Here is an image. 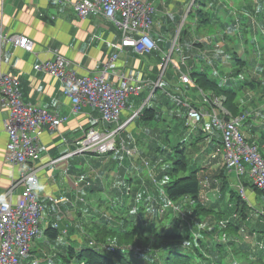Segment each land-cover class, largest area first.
Wrapping results in <instances>:
<instances>
[{
    "label": "crops",
    "instance_id": "1",
    "mask_svg": "<svg viewBox=\"0 0 264 264\" xmlns=\"http://www.w3.org/2000/svg\"><path fill=\"white\" fill-rule=\"evenodd\" d=\"M73 1L77 0L71 3L0 0L2 33L24 35L34 44L33 52L7 45L2 54L3 71L17 79L26 105L66 119L56 129L41 126L40 144L43 149L39 150L32 164L17 166L6 163L4 159L8 141L4 130L7 113L0 108V198L9 193L12 199H16L21 193L16 182L23 170L32 167L40 187L37 200L43 208L40 233L31 243L30 258L20 264H32L34 261L38 264H62L68 246L76 247L84 240L86 227L90 224L93 227L92 223L103 217L111 220L106 210L119 215L126 210V204L132 206L131 212L136 210L147 214L153 203L162 205L167 219L148 214L151 220L157 221V230L165 228L171 233L177 230L184 233L181 224L173 223L161 192L163 182L157 178L160 171L157 161L160 158L154 162L156 146L166 148L164 133L170 134L168 138L172 145L178 143L180 134L184 139L191 134L192 129L182 127L179 113L186 109L175 106L173 102L176 99L184 103L189 101L204 112H211L202 105L204 98L195 95L197 90L181 82L182 74L190 78L192 71H204L215 80H229L228 84L237 91L239 114L246 112L248 115L239 126L240 131L249 144L258 146L264 158V0H145L153 8L149 36L156 49L150 53L123 46L124 36L136 41L139 35L131 30L123 35L113 21L100 13L79 19ZM113 55L117 56L116 72H130L143 89L138 95L127 98L126 108L118 122L112 124L103 125L99 110L90 105H82L77 112L72 111L63 83L34 70L36 64L61 56L69 62L77 77H95ZM164 57L169 61L160 75L159 66ZM114 78L113 73L107 74L109 81ZM157 81L160 89L154 93L152 84ZM168 89L172 91L169 99L165 93ZM200 93L202 97L210 94ZM167 100L172 104L171 108L180 109L178 113L162 103ZM145 105L156 108L162 121L142 123L138 113ZM216 114L223 120L224 116L217 111ZM91 127L99 131L118 130V134L124 136L121 148L106 155L76 153L75 142ZM178 127L185 130L174 136L173 133L179 131ZM174 138H177V143H174ZM209 139L199 143L198 152L191 156L198 158L201 168L199 198L209 213L190 216L187 199L178 202L182 207L177 206L183 218L189 220V228H186L194 236V243L202 239V247L209 250L205 254L204 249L197 245L204 257L198 263L217 264L223 258L224 264H263L264 249L260 247L264 244V197L248 176L238 178L225 166L222 152L214 155L218 148L212 143L220 139L214 134ZM240 186L245 189L244 210L242 203L237 206ZM51 197L62 200L53 204L49 201ZM232 199L236 201L234 211ZM225 202H228L227 214L231 213L230 217L223 209ZM219 220L226 221L228 225L223 227L226 229L223 237L208 227ZM53 224H58L60 231L56 240L45 235L46 229ZM173 227L178 229L172 230ZM245 228H249L250 233ZM63 230L65 234H62ZM147 236L153 237L151 233ZM106 240L109 242L110 238ZM221 242L226 246L233 242L237 244L235 250L224 253L217 247ZM169 247L171 245L167 243L162 250ZM188 247L187 243L182 246L191 250ZM249 247L258 248L259 253L253 254ZM143 255L140 257L144 262L151 256L153 258L152 252L146 254L148 257Z\"/></svg>",
    "mask_w": 264,
    "mask_h": 264
},
{
    "label": "built area",
    "instance_id": "2",
    "mask_svg": "<svg viewBox=\"0 0 264 264\" xmlns=\"http://www.w3.org/2000/svg\"><path fill=\"white\" fill-rule=\"evenodd\" d=\"M58 1L71 3L72 0ZM72 4L81 20L92 13H100L107 20L113 21L123 35L128 30L139 35L136 41L124 36L123 46H130L144 53L156 49L149 36L153 8L145 0H77ZM116 17H119V20ZM10 44L16 49L33 52L34 44L29 38L19 34H3L0 22V108L7 113L4 130L8 139L4 159L8 164L27 166L37 159L39 150L43 149L40 144L41 126L48 125L56 129L66 119L57 118L42 109L30 108L23 102L17 79L2 69V54L4 48ZM116 60L117 56L113 55L95 77H77L69 67V62L61 56L36 64L34 70L44 72L63 83L65 94L72 104V111L77 112L82 105L97 108L101 115L100 121L104 125L118 122L126 108L127 98L138 95L143 89V85L136 82L130 72H116ZM168 61V57L163 58L159 66L160 75ZM110 72L114 74L113 81L107 79ZM180 80L184 84L191 83L190 78L184 74ZM157 87L158 81L152 84L153 90ZM222 100L223 98L211 97L212 103L227 120H221L215 111L209 114L204 112V109L198 110L184 103V106L188 107L185 115L187 124L196 126L201 120H206L203 130L207 134L218 129L223 141L220 151L225 165L234 171L238 178L248 176L256 190L264 197V158L256 144L246 141L239 127L245 121L247 113L230 117L229 112L222 107ZM117 134L118 130L99 131L93 127L88 128L81 139L75 142L76 153L106 155L114 152L118 148ZM16 185L21 187V193L16 199H12L9 193L0 198V264H20L22 259L30 258L31 243L40 233L39 222L43 208L37 200L40 187L32 167H27L21 172ZM240 196H245L242 186ZM61 200L62 198L52 197L49 199L53 204ZM219 224L225 227L227 223L221 221ZM65 233L63 230L62 234ZM262 247L264 248V245ZM32 264L38 263L34 261Z\"/></svg>",
    "mask_w": 264,
    "mask_h": 264
},
{
    "label": "trees",
    "instance_id": "3",
    "mask_svg": "<svg viewBox=\"0 0 264 264\" xmlns=\"http://www.w3.org/2000/svg\"><path fill=\"white\" fill-rule=\"evenodd\" d=\"M238 72L239 71H237V73ZM190 78L191 83L187 84V86L193 87L203 93H210L206 96L203 94L204 101L202 103L204 107L211 109V112H208L209 114L213 113V111H217L221 114L219 108L211 101V97L213 96L223 98L222 107L227 110L232 117H237L246 113L242 112L239 114L241 111L240 105L236 102L237 91H235V88H233L231 84H228L229 80H215V78H212L204 71H192L190 73ZM159 89L160 87L158 86L153 92L156 93ZM165 93L168 99L172 96L169 91ZM205 97L207 98L205 99ZM177 101H180V103L178 104ZM162 103H165V105L171 109L172 104L169 100ZM173 103L175 106L184 107L186 109L184 112L179 113V117L182 120L183 128L186 129L191 127V134L185 136V139L183 138L184 140L182 139L177 144L172 145L168 138L170 134L168 132L164 133L166 148L164 149L160 146H156L157 148L154 150V162L157 161V158H160L159 161H157L160 170L157 178L163 182L161 192L170 210V213H168L171 219L173 218V223H178V225L181 224L184 233H181L180 230H177L178 228L176 229L175 227L172 228V230L174 228L177 230L174 233H171L169 229L165 228H161L159 231L157 230V221L154 220V218L151 220L150 217L156 216L158 219L162 217L167 219V213L164 211L162 205L160 206L153 203L152 211L150 210L148 212L150 217H148L146 211V213L136 212V210L131 212L132 206L126 204L124 206L126 210L120 212L119 215L114 214L111 220H107V218L103 217L96 219L97 223H92L93 227L91 224L90 227H86L83 236L84 240H82L81 244H77L76 247L72 245L68 246L66 249L67 252L63 256L64 262L62 261V264H199L193 257H190L185 251H182L184 243L188 245L190 242L194 243L192 239L194 236H192V233L190 234L187 229L189 228V220L183 218L182 212L177 206L182 207L178 205V202L187 199L189 200L187 206L190 207V216L193 217L209 213L203 208V204L199 198L201 182L199 172L201 168L197 163L198 158L193 159L191 156L195 151L198 152L199 143L204 140L209 141V136H213V134L215 137H221V133L219 132V134H217L219 130L214 129L210 134H207L203 130L206 120H201L196 126L187 125L185 115L187 114L188 107L184 106V102L181 99H176ZM187 104L198 110L200 109V107H196L194 104H189V101H187ZM138 118L144 124H156L162 121L157 109L151 105H145L138 113ZM247 118L248 115L245 121ZM209 145H211L210 142ZM222 146L223 141L221 137V141L219 145H217L218 149L214 155L221 152ZM237 200V206L242 203V210H244L246 203L240 196V193L237 196ZM175 214H179V216H175ZM242 215L244 216L245 214L242 213ZM123 220L124 222L121 224ZM220 222L219 220L213 225L220 226ZM181 226H179V229ZM226 227H228V225ZM147 233H151L153 237H148ZM45 235L52 240H56L60 236L58 224L50 225L46 229ZM108 238H110V241L106 242ZM196 241L197 243L192 245L193 252L201 258L203 255L199 251L198 246L203 248L202 243L204 241L202 239ZM110 242H113V244H110ZM167 243L175 249L171 250V247H169L167 250L163 251L162 248L166 246ZM203 251L205 254L209 253L208 249H204ZM150 252H152L153 258L151 256L150 259L144 262L140 256L143 254L149 255ZM146 257L148 256L146 255ZM217 262V264H224L223 258L221 261Z\"/></svg>",
    "mask_w": 264,
    "mask_h": 264
},
{
    "label": "rangeland",
    "instance_id": "4",
    "mask_svg": "<svg viewBox=\"0 0 264 264\" xmlns=\"http://www.w3.org/2000/svg\"><path fill=\"white\" fill-rule=\"evenodd\" d=\"M169 90V92L171 93L172 91L170 90V89H168ZM195 95L199 98H203L202 97V95H201V93H200V91H196L195 92ZM171 111H176L177 113H178V111L180 110H178V107L177 108H171L170 109ZM188 125V124H187ZM187 125H185V126H187ZM179 131L178 132H176V133H173V135L175 136L177 133H181L182 131H184L185 129H183L182 127H178L177 128ZM187 129H189V130H191V127H189V128H187ZM216 131H218V130H216ZM188 133H186V135H187ZM217 134H219V131L217 132ZM183 135H181L180 134V139L178 140V142H180L182 139H183ZM122 138H124V136L123 135H120V134H117V136H116V141H117V146L119 147V148H121V139ZM172 138H173V136H172ZM218 138L220 139V140H218V139H215L214 140V142L212 143V145L213 146H217V145H219V143H220V141H221V137L220 136H218ZM125 139H126V137H125ZM125 139H124V141H125ZM174 143H177V138H174ZM122 150V149H121ZM261 151H263L262 150V148H261ZM217 154V153H216ZM232 190H234L236 193H238L235 189H232ZM129 194L127 193V196H128ZM228 200V199H227ZM233 200V199H232ZM235 205H236V201L235 200H233V202H232V206H233V211H234V207H235ZM223 209L226 211V215H229L228 217H230L231 216V213L230 214H227V211L229 210V206H228V202H225L224 204H223ZM151 210V209H150ZM152 211V210H151ZM106 212H107V215H110L111 217L112 216H114V213H112V212H109L108 210H106ZM232 212V211H231ZM182 214V213H181ZM223 215V214H222ZM225 215V216H226ZM216 217H218V216H216ZM224 217V216H223ZM216 219H219V218H216ZM208 227L209 228H213V229H215V230H217L218 232H219V236H222L223 237V235L224 234H226V232H225V230L226 229H224L223 227H220V226H218V225H208ZM245 230L247 231V232H249L250 233V230H249V228H245ZM112 240V239H111ZM110 244H113V242H110ZM194 243H192V242H190L189 243V249H191V250H184V249H182V251H185L186 252V254H188L190 257H193L194 259H195V261L196 262H198V261H200V260H202L195 252H193V245ZM236 244L237 243H235V242H233V243H230L228 246H226L223 242H221V246H219V249H221L222 250V252H227V250H229V251H231V250H235V246H236ZM264 245V244H263ZM141 248V247H140ZM254 247H249V249L252 251V253L254 254L255 252H257V253H259V250H258V248L257 249H253ZM171 250H174L175 248L174 247H171L170 248ZM260 249H264L263 247H260ZM199 250H200V248H199ZM261 251V250H260ZM204 258V257H203ZM24 260L22 259L21 261H20V263H22ZM253 264V263H252ZM263 264H264V262H263Z\"/></svg>",
    "mask_w": 264,
    "mask_h": 264
},
{
    "label": "bare ground",
    "instance_id": "5",
    "mask_svg": "<svg viewBox=\"0 0 264 264\" xmlns=\"http://www.w3.org/2000/svg\"><path fill=\"white\" fill-rule=\"evenodd\" d=\"M58 1V0H57Z\"/></svg>",
    "mask_w": 264,
    "mask_h": 264
}]
</instances>
